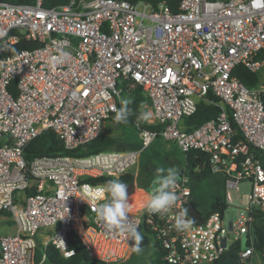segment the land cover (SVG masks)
Here are the masks:
<instances>
[{"label":"built area","instance_id":"2783aa9c","mask_svg":"<svg viewBox=\"0 0 264 264\" xmlns=\"http://www.w3.org/2000/svg\"><path fill=\"white\" fill-rule=\"evenodd\" d=\"M43 2L0 3V45L20 38L36 44L0 58V212L15 226L0 236V264H44L48 244L71 257L70 233L100 264H127L133 242L97 220L92 192L104 183L90 180L122 175L158 136L182 152L206 154L208 170L226 177L227 202L229 189L251 183L236 220L224 221L220 211L201 213L203 222L182 231L174 218L192 198L185 169L166 213L146 212L147 191L128 190L129 221L139 228L144 222L164 264H212L229 238L247 233L252 210L264 209V167L254 153L264 151V84L249 88L233 75L237 65L259 75L264 70V0H180L174 12L142 0H69L50 8ZM64 52L68 57L53 68L51 58ZM13 81L16 95L9 90ZM121 84L142 88L153 113L147 122L161 126L140 129V150L42 155L27 163L24 148L43 131H53L69 150L96 138L117 109ZM209 93L220 99L214 103L220 111L188 131L183 119L200 101L211 103ZM40 232L47 238L37 262ZM251 255L252 248L239 254L241 260Z\"/></svg>","mask_w":264,"mask_h":264},{"label":"trees","instance_id":"16d2710c","mask_svg":"<svg viewBox=\"0 0 264 264\" xmlns=\"http://www.w3.org/2000/svg\"><path fill=\"white\" fill-rule=\"evenodd\" d=\"M131 2H137L140 0H129ZM149 2L152 6H156L159 3H164L171 11H176L180 0H142ZM34 0H0V3H11V4H31ZM69 0H44L43 5L45 7H61L66 5ZM36 44L27 41L24 38H20L17 42L0 45V58L7 55L14 54L22 49H29L35 47ZM233 75L240 79L247 87L255 88L259 84L258 73L251 72L249 69L242 65H237L233 70ZM122 85L123 98L131 99L132 103L128 106L131 113L128 117L127 122L115 123L114 127L122 125H132L139 132L140 129L148 131H158L161 126L157 124H148L147 121L139 120V112L141 111V105H146L147 109L151 111V102L148 97L144 94L140 86L129 88L126 84ZM9 90L13 95H16V85L13 81L9 86ZM211 103L206 101H200L197 105L196 111L183 119L184 124L187 126V130L190 131L205 121L213 119L217 116L220 108L214 104L219 102V98L212 93L208 94ZM117 103V109L121 107V99ZM261 98L264 102V92L261 93ZM115 114L113 112L111 115ZM229 119L231 120L232 126L235 127L232 117L229 114ZM111 128H106L102 131L96 138L86 145L76 148V149H66L62 141L58 136L51 130L43 131L36 138L30 141L24 148V157L29 164V162L36 156L42 155H70V156H87L94 153H98L106 150H118L117 142L118 140L110 134ZM237 137H242L240 131H237ZM252 149V147H251ZM185 153V166L183 169L189 177L193 179H201L206 174L211 172L208 170L207 163L208 157L206 154L192 150ZM255 155L261 160L264 167V151L255 150ZM182 170L180 171V173ZM179 173V174H180ZM120 181L128 185V189L133 186L134 173L127 170L122 175L118 176ZM104 177L90 180L91 182H104ZM116 178V177H114ZM106 183V182H105ZM191 187V185H190ZM149 188H146L148 190ZM33 188L27 192H32ZM191 202L199 208L200 203L194 198L193 190L191 187ZM226 208V203L221 198L216 197L210 207L202 212L203 215H208L214 211L223 212ZM0 215H7L5 212H0ZM252 222L249 224L248 231L246 233L245 248H252V255L244 260H241L239 254L243 249L240 240H235L231 243L229 248L221 255V257L213 262L212 264H252V257L254 254H258L261 257V264H264V209H255L251 212ZM10 222V221H9ZM70 247L74 249V255L68 258H64L59 251L54 248L53 245L48 244L44 250L45 252V263L46 264H100L98 261L89 257L85 247L81 241L72 233L69 234ZM43 246H37L35 252V259L38 262L41 259L40 249ZM163 251L159 247V243L156 242V251L153 257L148 258V264H164L162 261ZM137 253L133 252L129 258L127 264H135L137 261Z\"/></svg>","mask_w":264,"mask_h":264},{"label":"rangeland","instance_id":"374dc122","mask_svg":"<svg viewBox=\"0 0 264 264\" xmlns=\"http://www.w3.org/2000/svg\"><path fill=\"white\" fill-rule=\"evenodd\" d=\"M88 1V0H86ZM259 83L264 84V70L260 72ZM259 84V85H260ZM120 98H123L122 85ZM114 116L110 115L104 124L103 131L106 128H111L110 134L118 140V150H140L141 143L139 139V132L132 125L115 126ZM185 153H183L173 140H165L161 136L156 137L153 142L144 150L140 152L137 163L130 168V171L140 174L145 173L148 176L147 183L151 184V180L155 175V168L157 166L172 167L175 166L179 170H183L185 166ZM114 179L113 176L104 175L103 183ZM189 182L193 190L194 198L200 203L199 210L204 212L212 204L213 200L218 197L226 203V208L223 210V219L236 220L237 218V205L241 204L247 206L249 194L251 191V183L249 180H245L239 183V190L229 189L231 203L226 201V177L222 173H210L203 176L201 179H193L189 177ZM134 189V194H141L142 190ZM10 221V222H9ZM264 222V220H263ZM0 224H14L9 218V215H0ZM11 225H6V230H12ZM139 231L144 236V240L141 244V252L137 253V261L135 264H148V258L153 257L156 251V240L154 235L147 229L146 225L142 221ZM2 228L0 226V233ZM232 237L235 234H231ZM240 242L243 248H245L246 234H241ZM261 257L256 253L252 257V264H261ZM46 264V263H45Z\"/></svg>","mask_w":264,"mask_h":264},{"label":"clouds","instance_id":"9594fccd","mask_svg":"<svg viewBox=\"0 0 264 264\" xmlns=\"http://www.w3.org/2000/svg\"><path fill=\"white\" fill-rule=\"evenodd\" d=\"M4 33H0L3 36ZM68 57V53H61L59 57L51 58V66L54 68L58 63ZM131 99H121V107L113 108L115 112L114 121L116 123L127 122L131 113L129 105ZM153 113L147 109L146 105H141L138 119L147 121L151 119ZM179 168L157 166L155 175L151 180L147 190L143 209L150 214L166 213L177 201L178 197L171 189L181 179ZM92 199L96 202L92 208L98 221L103 222L109 230H118L126 233L132 243V251L141 252V244L144 236L139 231V225L129 221V195L128 185L120 181L119 177L111 179L104 184L95 186L92 192ZM192 219L188 217L185 208L174 218V227L177 231L187 230Z\"/></svg>","mask_w":264,"mask_h":264},{"label":"crops","instance_id":"0c3cea01","mask_svg":"<svg viewBox=\"0 0 264 264\" xmlns=\"http://www.w3.org/2000/svg\"><path fill=\"white\" fill-rule=\"evenodd\" d=\"M259 84H260V83H259ZM259 84H258V85H259ZM151 112H152V109H151ZM134 176H135V177H134V182H133V186H132V187H133V188H136V189H138V190L147 191L146 188H149V187H150V184L147 183V179H148L147 174H145V173L140 174V172H137V171L135 170ZM132 187H130V188H132ZM128 190H129V189H128ZM129 192H130V193H131V192L134 193V189H131ZM135 194H137V193H135ZM200 212H201V211H200ZM201 213H202V212H201ZM263 223H264V222H263ZM6 225H7V226L11 225L10 228H12V230H11V229H10V230H6ZM0 226H1V228H2V232L0 233V236H1V235L13 234L14 231H15V226H14V224H0ZM46 238H47L46 233H45V232H40V233L36 236V243H37V246H39V245H40V246H43L44 243L46 242ZM36 248H37V247H36ZM43 249H44V247L40 249V253H41L40 256H42ZM44 264H45V261H44Z\"/></svg>","mask_w":264,"mask_h":264},{"label":"water","instance_id":"95a60500","mask_svg":"<svg viewBox=\"0 0 264 264\" xmlns=\"http://www.w3.org/2000/svg\"><path fill=\"white\" fill-rule=\"evenodd\" d=\"M187 212L190 219H192L195 222H203V218L201 216L200 210L192 203L189 202L187 206ZM233 238H229L228 243L231 244L233 242Z\"/></svg>","mask_w":264,"mask_h":264}]
</instances>
